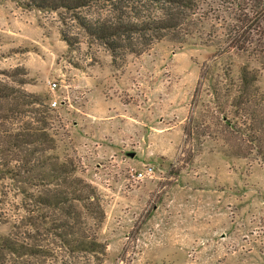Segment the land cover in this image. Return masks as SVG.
Wrapping results in <instances>:
<instances>
[{"label":"rangeland","instance_id":"obj_1","mask_svg":"<svg viewBox=\"0 0 264 264\" xmlns=\"http://www.w3.org/2000/svg\"><path fill=\"white\" fill-rule=\"evenodd\" d=\"M220 4L205 44L163 40L113 61L76 29L80 42L67 47L58 13L0 0V81L49 105L47 163L72 164L96 188L104 219L96 227L86 216L81 228L106 247L98 257L56 248L51 224L40 223L54 212L37 210L34 188L0 160V239L43 249L1 250L0 264H264V159L235 118L264 126V17L248 23L252 44L242 52L234 12ZM243 68L257 98L237 108L230 94ZM145 165L152 175L137 180Z\"/></svg>","mask_w":264,"mask_h":264},{"label":"trees","instance_id":"obj_2","mask_svg":"<svg viewBox=\"0 0 264 264\" xmlns=\"http://www.w3.org/2000/svg\"><path fill=\"white\" fill-rule=\"evenodd\" d=\"M11 1L24 9L58 13L60 39L67 47L72 48L80 42V33L74 30L76 29L88 39L100 43L113 61L128 54H145L163 40L179 48L205 44L202 39L204 24L209 19L214 20V13L219 12L217 8L212 9L215 3H224L234 12L232 21L237 24V29L233 30L231 38L242 43L237 49L247 52L252 44L245 37L251 31L247 25L252 20L259 23L264 17V0ZM204 6L208 9H204ZM62 13L68 16L70 23H65ZM195 39L199 41L196 42ZM255 81L253 73L241 69L236 86L230 94L237 108L246 107V104H252L256 100L257 95L249 93ZM50 111L43 99L25 92L19 83L13 87L0 81L2 166L6 174L24 176V181L34 188L36 194L30 195V198L37 210L46 208L54 212L53 216L43 218L44 221L41 220L40 223L51 224L45 231L46 235L52 237L53 243H58L56 248L67 250L69 255L103 256L106 247L104 243L98 242L96 231L81 228L86 216L96 227L104 219L101 197L96 188L75 176L76 169L72 164L69 167L67 162L55 161L52 165L47 163L45 155L55 149L54 139L47 131V125L52 122ZM235 118L241 121V126L247 128L244 135L264 159L263 122L253 120L250 123L246 116ZM256 124L260 129L255 130ZM1 250L33 256L40 254L43 249L34 243L19 244L15 238L0 239Z\"/></svg>","mask_w":264,"mask_h":264},{"label":"built area","instance_id":"obj_3","mask_svg":"<svg viewBox=\"0 0 264 264\" xmlns=\"http://www.w3.org/2000/svg\"><path fill=\"white\" fill-rule=\"evenodd\" d=\"M49 88L51 90H54L56 88V83L51 82L49 83ZM56 104L55 101L51 102L50 105L53 107ZM152 175V167L149 165H145L141 171L136 173V179L137 180H143L147 177H150Z\"/></svg>","mask_w":264,"mask_h":264},{"label":"water","instance_id":"obj_4","mask_svg":"<svg viewBox=\"0 0 264 264\" xmlns=\"http://www.w3.org/2000/svg\"><path fill=\"white\" fill-rule=\"evenodd\" d=\"M130 156H133L132 154H130Z\"/></svg>","mask_w":264,"mask_h":264}]
</instances>
